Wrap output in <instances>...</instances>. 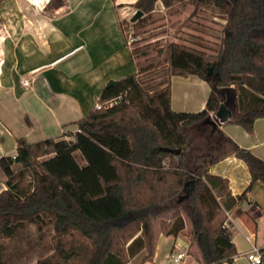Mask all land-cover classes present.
Returning a JSON list of instances; mask_svg holds the SVG:
<instances>
[{"label":"trees","instance_id":"trees-1","mask_svg":"<svg viewBox=\"0 0 264 264\" xmlns=\"http://www.w3.org/2000/svg\"><path fill=\"white\" fill-rule=\"evenodd\" d=\"M156 1L135 0L133 6L144 14ZM213 1L227 12L215 53L167 44L168 76L194 74L205 80L210 88L205 106L173 110L169 78L144 87L141 73L151 68L140 66L108 80L97 98L100 107L94 105L75 122L74 131L33 142L17 137L15 154L0 157L5 184L0 238L16 237L28 224L38 231L51 225V251L36 264H125L141 250L144 258L152 255V218L171 210L169 220H160V232L178 236L184 228L182 207L191 219L189 243H198L204 264L232 261L231 232L222 220L216 223L217 196H224L225 207L227 200L236 201L226 181L209 168L230 155L240 158L250 173L241 198L256 182L264 185V159L219 128L204 151L191 159L188 153L193 130L209 125L221 86L233 85L237 92V111L226 122L250 131L254 120L264 117V0ZM64 4L49 0L45 7ZM3 249L0 243V264H7Z\"/></svg>","mask_w":264,"mask_h":264},{"label":"crops","instance_id":"crops-1","mask_svg":"<svg viewBox=\"0 0 264 264\" xmlns=\"http://www.w3.org/2000/svg\"><path fill=\"white\" fill-rule=\"evenodd\" d=\"M48 1L0 0V157L15 154L17 137L33 142L34 137L40 140L74 131L75 122L94 107L108 80L140 67L122 26L129 14L127 4L135 0H65L56 9L46 8ZM169 82L173 110L197 111L205 106L210 90L205 80L187 74L172 75ZM68 123L74 129L64 131ZM218 128L264 159V117L256 118L250 131L235 122ZM214 131L209 124L196 132L198 145L193 142L189 159L195 155L193 150L209 143ZM209 171L226 181L236 201L231 205L227 200L225 207L224 196H217L221 210L216 222L219 218L224 222L236 249L232 261L224 264H252L245 256L251 247L264 254V185L258 181L238 198L249 184L250 173L236 156L223 158ZM4 188L0 171V191ZM181 214V234H162L153 224L152 255L144 258L141 250L125 264H204L198 243L186 239L191 219ZM179 252L182 257L174 260L172 254Z\"/></svg>","mask_w":264,"mask_h":264},{"label":"rangeland","instance_id":"rangeland-1","mask_svg":"<svg viewBox=\"0 0 264 264\" xmlns=\"http://www.w3.org/2000/svg\"><path fill=\"white\" fill-rule=\"evenodd\" d=\"M127 5L129 7L126 8V11L129 14L122 23L126 38L130 41L139 65L142 68L147 66L151 68L141 73L140 80L144 87L155 88L159 83L169 78L167 74L168 43L174 41L206 54H213L220 47L227 12L217 6L213 0H181L173 1L170 5H164L160 0H157L151 11L142 14L134 22L130 18L136 9L133 4L128 3ZM73 129L74 124L72 123L64 125V131ZM195 134L193 130L192 141L197 146ZM39 138L34 137L32 141ZM206 147L207 145L203 149L201 147L200 150L204 151ZM200 150H193V152L196 155L202 152ZM74 154L76 159L81 162L82 155L78 151ZM23 183L25 185L29 183V176L24 178ZM178 209L189 219L182 207ZM170 214L171 210L162 213L159 217L152 218V225L156 224L160 227V220H169ZM219 221L220 218L216 223ZM189 232L190 230L186 234L187 240ZM51 234V225H46L42 231H38L34 224H28L16 237L0 238V243L4 247L3 258L7 264H36L38 257L51 251Z\"/></svg>","mask_w":264,"mask_h":264},{"label":"water","instance_id":"water-1","mask_svg":"<svg viewBox=\"0 0 264 264\" xmlns=\"http://www.w3.org/2000/svg\"><path fill=\"white\" fill-rule=\"evenodd\" d=\"M143 12L136 10L131 16L130 20L134 22L141 17ZM213 67H209L208 73H212ZM219 102L217 107L210 112L209 124L213 128H218L227 120L231 119L237 111V92L233 85L221 86L218 88ZM174 153H179L180 149H174Z\"/></svg>","mask_w":264,"mask_h":264},{"label":"built area","instance_id":"built-area-1","mask_svg":"<svg viewBox=\"0 0 264 264\" xmlns=\"http://www.w3.org/2000/svg\"><path fill=\"white\" fill-rule=\"evenodd\" d=\"M23 83H26V81H23ZM95 105H96V107H100L99 103H96ZM182 255H183V253L179 252L176 254H172V257L174 258V260H179L182 257ZM245 256H246L247 260L252 264L264 263V254H262V251L256 246L251 247V249H249L245 253Z\"/></svg>","mask_w":264,"mask_h":264}]
</instances>
